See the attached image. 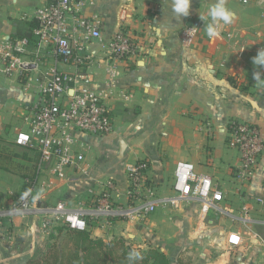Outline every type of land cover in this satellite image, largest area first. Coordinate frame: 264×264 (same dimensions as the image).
Masks as SVG:
<instances>
[{
    "label": "crops",
    "instance_id": "crops-1",
    "mask_svg": "<svg viewBox=\"0 0 264 264\" xmlns=\"http://www.w3.org/2000/svg\"><path fill=\"white\" fill-rule=\"evenodd\" d=\"M48 2L0 0V42L29 36L35 10ZM213 2L191 0L189 15L178 18L167 0L87 1L83 14L99 17L103 39L118 30L125 14L126 29L143 37L141 51L110 63L105 52L96 53L100 63L88 70L91 87L110 92L113 130L105 136L77 133L89 176L69 171L66 179H59L46 164L38 174L36 198L50 207L63 201L90 208L89 199L111 179L116 185L112 198L126 206V168L146 159L152 198L158 199L155 211L140 222L96 219L84 231L105 242L116 236L140 239L139 247L158 249L171 264H264V150L250 179L244 180L235 170L239 153L226 144L231 119L255 123L264 141V82L253 79L259 71L264 81V67L254 66L251 59L264 47V3L226 0L232 21L221 22L219 36L209 38L199 15ZM194 20L201 22V29L193 44L184 47L179 32ZM148 37L153 43H147ZM92 49L98 51V44ZM48 67H37L34 79L26 83L0 76V206L11 205L26 188V178L35 175L38 154L17 145L15 136L24 127L20 116L35 100ZM108 68L114 73H107ZM177 161H189L194 174L211 177L223 197V214H202L196 202L178 208L164 202L175 195L172 180ZM43 217L15 215L0 222V264H25L44 249L49 235L63 225L52 221V230L43 233ZM191 254L193 261L187 263Z\"/></svg>",
    "mask_w": 264,
    "mask_h": 264
},
{
    "label": "built area",
    "instance_id": "built-area-1",
    "mask_svg": "<svg viewBox=\"0 0 264 264\" xmlns=\"http://www.w3.org/2000/svg\"><path fill=\"white\" fill-rule=\"evenodd\" d=\"M87 1L49 0L35 10V25L29 36H10L0 42V72L8 77L15 75L24 83L31 79L30 71L51 58L35 100L20 116L26 130L18 128L15 136L17 145L38 154L35 175L26 178V188L17 194L11 205L0 206V222L15 215L40 214L44 215L40 225L43 233L52 230V221H59L68 229L88 230L96 219L107 223L116 220L140 222L157 206L158 199L152 198L154 187L148 179L150 165L146 159H138L126 168V206L118 205L112 198L116 185L111 179L102 184L100 193L89 199L90 208L71 207L63 201L50 207L38 203L36 198L38 174L46 164L51 175L59 179H66L69 171L80 177L89 176V164L77 133L105 136L113 130L114 122L107 103L110 92L91 87L88 70L100 63L96 53L105 52L104 58L110 63L125 61L141 51L143 37L126 29L125 14L120 17L118 30L103 39L99 17L83 14ZM200 29L198 20L184 26L179 32L180 44L191 46ZM152 38H147L148 44L153 43ZM94 43L98 44V51L92 49ZM64 67H73L74 71ZM106 72L114 73L109 68ZM226 144L239 153L236 172L244 180L250 179L264 150L260 128L253 122L231 119L226 127ZM172 189L175 195L164 202L173 208L196 202L202 214L225 212L222 194L213 186L211 177L194 174V166L189 161L176 162ZM139 199L141 201L136 203Z\"/></svg>",
    "mask_w": 264,
    "mask_h": 264
},
{
    "label": "trees",
    "instance_id": "trees-1",
    "mask_svg": "<svg viewBox=\"0 0 264 264\" xmlns=\"http://www.w3.org/2000/svg\"><path fill=\"white\" fill-rule=\"evenodd\" d=\"M55 230V234L49 235L44 249L36 252L25 264H171L158 249L132 247L122 237L105 242L91 237L84 230L65 226H58ZM130 252L138 253V258L130 261Z\"/></svg>",
    "mask_w": 264,
    "mask_h": 264
},
{
    "label": "clouds",
    "instance_id": "clouds-1",
    "mask_svg": "<svg viewBox=\"0 0 264 264\" xmlns=\"http://www.w3.org/2000/svg\"><path fill=\"white\" fill-rule=\"evenodd\" d=\"M172 13L176 17H187L189 15L191 0H167ZM233 13L226 7V0H214L203 15H199L204 24V31L209 38L218 37L221 22L224 24L231 23ZM254 66L264 67V47L258 49L252 58ZM253 79L257 82H264L261 73H253ZM138 258V253L130 252L128 259L131 261Z\"/></svg>",
    "mask_w": 264,
    "mask_h": 264
},
{
    "label": "rangeland",
    "instance_id": "rangeland-1",
    "mask_svg": "<svg viewBox=\"0 0 264 264\" xmlns=\"http://www.w3.org/2000/svg\"><path fill=\"white\" fill-rule=\"evenodd\" d=\"M49 65H51V58H49L48 59V61H47V64L46 65H40V68L38 69V70H43V69H47V67L49 66ZM37 70V71H38ZM37 71H30V76H31V79H34V77L36 76V74H37ZM0 76L1 77H4V78H8V79H16V80H18V78L15 76V75H13V76H11V77H8V76H6V75H4L3 73H1L0 72ZM22 82V81H21ZM22 129L23 130H26V128H25V126L24 127H22ZM138 225V224H137ZM135 230H136V233L138 232V229H137V227L135 228ZM117 237V236H116ZM119 237H122L125 241H126V243L128 244V245H130V246H132V247H139L138 246V244H142V241H140V239H132V238H130L129 236H119ZM135 240V241H134ZM148 246H150V245H145V246H140L139 248L140 249H145L146 247H148ZM185 261L187 262V263H192V261H193V255L191 254V255H188L186 258H185ZM181 264H183V263H181Z\"/></svg>",
    "mask_w": 264,
    "mask_h": 264
},
{
    "label": "water",
    "instance_id": "water-1",
    "mask_svg": "<svg viewBox=\"0 0 264 264\" xmlns=\"http://www.w3.org/2000/svg\"><path fill=\"white\" fill-rule=\"evenodd\" d=\"M124 149V142L120 141V151L123 152Z\"/></svg>",
    "mask_w": 264,
    "mask_h": 264
}]
</instances>
